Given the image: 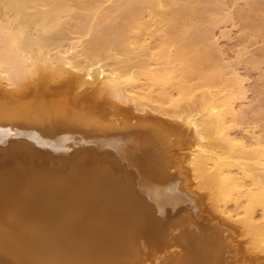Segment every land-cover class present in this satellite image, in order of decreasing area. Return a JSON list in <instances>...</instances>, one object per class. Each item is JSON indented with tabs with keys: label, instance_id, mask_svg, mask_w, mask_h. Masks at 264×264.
<instances>
[{
	"label": "bare ground",
	"instance_id": "obj_1",
	"mask_svg": "<svg viewBox=\"0 0 264 264\" xmlns=\"http://www.w3.org/2000/svg\"><path fill=\"white\" fill-rule=\"evenodd\" d=\"M103 1L0 0V84L6 81L22 93L29 85H22V79L39 77L41 64L57 62L81 70V79L108 88L116 99L135 101L140 113L151 107L177 115L194 137L185 158L191 179H199L220 200L237 201L234 212L226 214L229 222L246 227L252 248L264 254V146L230 135L232 99L216 89L222 67L213 61L209 37L217 0H124L126 7H135L124 6L126 17L110 22ZM261 5V0L252 3L242 19L256 21ZM78 7L86 11L81 17L73 15ZM132 11L136 16L128 17ZM143 13L146 20L138 16ZM248 22L244 26L253 28ZM73 25L89 39L63 48L62 37ZM150 25L158 27L157 45L142 42ZM156 54L159 66H153ZM194 76L200 80L193 82ZM145 81L161 85L158 97ZM104 176L121 191L133 188L132 173L110 154L86 150L70 160L26 146L0 149V264H224L225 249L235 251L216 228L208 231L217 242L206 243L205 227L187 210L144 233L138 218L118 204ZM258 207L263 209L261 221L255 215ZM186 225L200 238L186 237Z\"/></svg>",
	"mask_w": 264,
	"mask_h": 264
},
{
	"label": "water",
	"instance_id": "obj_2",
	"mask_svg": "<svg viewBox=\"0 0 264 264\" xmlns=\"http://www.w3.org/2000/svg\"><path fill=\"white\" fill-rule=\"evenodd\" d=\"M114 114V118L110 116ZM181 126L153 115L110 109L87 93L64 89L60 83H44L22 93L0 84V149L26 146L55 158L72 160L78 152L110 154L133 175V188L121 191L104 176L119 205L137 217L146 233L166 223L182 210L191 211L205 227L206 243L216 228L231 246L233 230L205 212L201 197L190 188L184 173ZM188 220H192L186 217ZM186 237L201 233L186 225ZM140 232V231H139ZM147 234V233H146ZM184 239V238H182ZM211 241V240H210ZM224 264H264V259L239 261L225 249Z\"/></svg>",
	"mask_w": 264,
	"mask_h": 264
},
{
	"label": "rangeland",
	"instance_id": "obj_3",
	"mask_svg": "<svg viewBox=\"0 0 264 264\" xmlns=\"http://www.w3.org/2000/svg\"><path fill=\"white\" fill-rule=\"evenodd\" d=\"M256 1L257 0H217V4L219 5V7L218 9H216V13L212 15L215 18V22L210 27L209 37L210 40L212 41L211 56L213 58V61L216 64H220L222 67L221 83L218 86H216V89L221 90L222 95H227L232 99V103H231L232 115H228V121L229 124L231 125L230 135L237 140H242L247 142L251 146H255L259 144L262 147L264 146V21H263L264 0H261L262 10L258 11L260 17L256 19L257 22L253 21V19L251 18L250 19L247 18L246 20V19H242L241 17L242 15L241 13L252 11L250 5L252 3H255ZM101 5L106 15H108L107 22L113 21V19L120 20L126 17L122 14L124 12L123 9H125L124 6L126 7L124 0H104L101 3ZM130 6L131 5L129 6L127 5L126 8ZM131 7L134 8L135 6H131ZM85 12H86L85 9L78 7L76 9L77 14L73 13V15L75 17L76 16L81 17ZM127 16L134 17L136 16V13L135 11H132ZM138 16L141 19L142 17H144L143 20H146L148 18L146 13L139 14ZM73 21L75 22V20ZM243 22L254 24L253 28L252 26L250 27L255 32L252 31L249 28V26L248 27L244 26ZM260 25H262L263 27H261ZM199 26L201 28H204L202 25ZM256 26H259V28L257 27V29H255ZM112 33H113L112 31L108 32V34H112ZM158 34L159 31L157 25H150L147 29H145L142 32V40H143L142 42L149 45H157L156 41L158 39ZM62 38L64 43L67 44L64 45L63 48H67L70 42L76 41L80 38L89 39V35L84 33L81 30V27L77 25H73L72 27L69 28V30L65 32L64 37ZM83 48L84 45L80 46L79 49H83ZM171 48L175 49L176 47L172 45ZM154 51L157 53L158 48H156ZM154 60L156 61V63L153 64V66H159L158 62L160 61V59L157 58V54L154 56ZM56 63L57 62L49 63V64L48 63L41 64V66H43L42 70H44L41 73L44 76L42 75H40L42 77L39 76L41 79L38 77V74H36V76L30 74L29 77L22 79L21 80L22 85L29 84L27 85L28 89H25V91L31 90L33 87L40 86L44 83L52 84L58 82L61 84V86L64 89L71 90L76 93L85 92L89 94V96L92 97V99L94 100L96 99L95 101H98L99 99V102L106 104L108 107L112 106L111 108L109 107L112 110H115L116 108H120L124 112L132 113V114H141V115L151 114L153 116H158L161 118H163L164 116L163 119L170 122L171 124L180 125L182 127L180 130L182 135L181 141L185 147L184 150L180 152L183 155V161H184L183 168L185 170L184 173L187 175L190 182L192 180V183L195 185L193 186V184L190 183L189 186H192L190 188L193 189L201 197L203 204L205 205L204 206L205 210H207L205 212L209 213L214 218L219 219L223 225L233 230V236L230 238V240H232L231 242L235 247V251L239 253L238 255L243 257L244 259L243 261H255L254 257L255 258L259 257V259L260 258L264 259V254L262 252H261L262 254L260 253L261 255L257 254L259 251L256 252L254 250V247L252 248L251 245H253L252 244L253 238L249 234L247 228L241 224L239 225V223L237 224L235 222H232L231 220L229 222V219L226 214L229 213L230 211L234 212L233 210L237 205L236 203L237 201H235V199L234 201L233 199H231L232 201L229 200V202L223 199H221L222 200L221 201L220 198H217L216 195L212 193L210 188L203 186V184L200 182L199 179L197 180L193 178L191 179L192 177L191 173H193V170L187 168L189 166L187 165V160H186L187 159L186 157L189 156L188 154L190 153L191 146L193 145L191 143L194 142L193 139L194 137L190 125H188L184 120L181 121L177 117V115H174L172 113L174 116L173 117L171 112L161 113V111L155 110L151 107H146L145 112L140 113L137 110L138 105L135 101L128 100L127 102H123L126 100H121V99L118 100V98L116 99L115 96L111 94V91L108 88L98 85L97 83H96L97 85H95V83L93 84V82H90L89 80L81 79L80 77L83 72L79 69H76V67H72L69 65L61 66L60 63L57 64ZM98 65L99 64H96V66ZM50 67L52 68V70H50L51 69ZM49 72L53 76H51L50 74L49 75L44 74ZM55 73H56V77L54 76ZM74 77L76 78L74 79ZM33 79L36 80L34 81ZM72 79L74 80L72 81ZM199 80L200 78L198 76H194L192 78L193 82H198ZM5 82L3 81L2 84L4 86H7ZM145 87L154 89L155 91L154 95L155 97H158L157 91L161 87L160 84L150 85V81H148L147 83L145 81ZM9 88L13 90L14 87H9ZM14 89L16 90L20 88H14ZM169 90L171 91L173 97H176L177 95L176 89L170 88ZM99 91L101 92V94H99L100 93ZM103 92L104 94H102ZM106 93L108 94V96ZM125 103L128 104L126 105ZM134 105L136 107L135 109H133ZM139 111H141V109H139ZM190 168L192 167L190 166ZM193 181L194 182L196 181L195 182L196 184ZM198 181L200 182V184L198 183ZM202 186L205 188H203ZM211 193L213 195H211ZM255 215L257 220L261 221L263 219V209L261 207H258L256 209ZM226 220L227 223L229 222L228 224L226 223ZM215 238H216L215 236H211L210 240L213 243L214 242L216 243L217 241Z\"/></svg>",
	"mask_w": 264,
	"mask_h": 264
}]
</instances>
